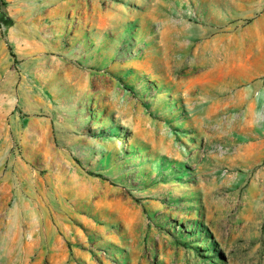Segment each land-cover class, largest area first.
<instances>
[{"label": "rangeland", "instance_id": "374dc122", "mask_svg": "<svg viewBox=\"0 0 264 264\" xmlns=\"http://www.w3.org/2000/svg\"><path fill=\"white\" fill-rule=\"evenodd\" d=\"M3 2L0 264H264V0Z\"/></svg>", "mask_w": 264, "mask_h": 264}, {"label": "trees", "instance_id": "16d2710c", "mask_svg": "<svg viewBox=\"0 0 264 264\" xmlns=\"http://www.w3.org/2000/svg\"><path fill=\"white\" fill-rule=\"evenodd\" d=\"M0 2H1L2 4L4 3L3 0H0ZM10 53H11L12 55H14L13 52L11 51V49H10Z\"/></svg>", "mask_w": 264, "mask_h": 264}]
</instances>
